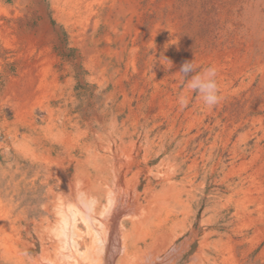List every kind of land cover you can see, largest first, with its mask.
<instances>
[{
  "label": "rangeland",
  "instance_id": "rangeland-1",
  "mask_svg": "<svg viewBox=\"0 0 264 264\" xmlns=\"http://www.w3.org/2000/svg\"><path fill=\"white\" fill-rule=\"evenodd\" d=\"M80 6L77 13L69 14L66 0H0V204L9 213L7 219L10 217L8 220L20 225L24 235L38 241L34 224L47 219L43 212L51 200L46 196L47 190L52 186L57 190L49 178L53 171L48 173L47 158L67 160V149L77 143L86 124L92 121L98 125L105 112H120L118 122L132 119V111L146 112L149 127L159 125V135L163 133L168 140L175 137L179 148L188 152L186 165L193 166L195 184L201 186L195 190L203 191L210 197L213 209H218L220 231L231 235L236 232L239 261L264 264V208L258 210L250 205L243 209V202L239 204L243 194L236 193L239 185L234 190L225 187L250 171L239 164L248 159L238 158L231 165L228 148L243 135L245 138L237 146L246 148L249 155L264 129L259 128V123L252 128L245 125L228 138L227 132L219 128L217 136L214 133L205 139L203 134L195 141L185 142L204 131L202 128L218 106L225 111L228 102L233 108V102L238 101V109L242 108L245 102L240 100L256 85V78L250 79V66H237L242 74L225 91L219 79L241 62V53L248 44L253 43V53L258 52L255 34L260 35L264 25V0H87ZM259 26L260 34L255 33ZM186 61L200 65V70L217 68L223 99L217 106L208 108L197 93L187 89L179 72ZM193 74L189 73L186 79ZM29 79L34 93L27 97L18 89ZM182 94L189 98L184 110L191 108L197 97L201 100L199 108L195 107L188 117L175 114ZM256 114L263 115L264 111ZM95 117L99 119L96 121ZM64 122H77L74 127L68 126L69 138L66 133L63 135ZM131 122L127 120L126 125ZM200 139H205L204 144L199 153H194ZM224 143L228 148L222 151ZM260 145L264 147V141ZM248 185L246 182L243 187ZM205 204L199 208L195 225ZM248 209L251 214H247ZM3 235L0 232V264H8L1 245ZM35 249L38 254V243Z\"/></svg>",
  "mask_w": 264,
  "mask_h": 264
},
{
  "label": "bare ground",
  "instance_id": "bare-ground-1",
  "mask_svg": "<svg viewBox=\"0 0 264 264\" xmlns=\"http://www.w3.org/2000/svg\"><path fill=\"white\" fill-rule=\"evenodd\" d=\"M86 1L66 0L68 13L72 14L75 11L77 13L79 6ZM262 26V29L259 26L255 30V33L260 34L261 29L260 35L255 34L258 52L253 53V43L248 44L245 47L246 51L241 53V62H236L237 64L233 65L232 60L230 64L233 67L221 76L219 75V82L225 91L232 80H236L235 78L242 74L243 70L240 73V70L236 69L237 66L239 68L241 66L243 69L251 67L250 79L256 78V85L240 100L245 104L238 109V101L233 102V108L228 106V102L225 111L222 110L221 105L218 106V111L212 117L209 116V123L204 124L205 126L202 128L204 131L184 139L186 143H188V139L195 141L203 134H206L205 139H208L219 128H222L221 131L227 132L228 138L245 125L252 128L256 123L257 125L259 123V128L264 129V114H256L264 111V25ZM239 56L237 54V57ZM30 80L22 82L23 87L21 85V88L18 89L19 93L25 94L27 97L34 93L29 87ZM199 98L197 97V102L187 110L179 107L178 112L175 113L176 116L179 113L184 117L193 115L195 107L199 108L197 106L201 101ZM110 112H105L102 118L104 121L108 118L107 122L101 120L97 122L98 125H95L89 121L86 124V130L81 132L77 143L67 149V160L47 158L45 165L48 173L53 171L49 178L57 190L53 186L47 190L46 196L51 199L43 210L47 213V219L44 218V221L40 222L41 224L37 225V222L34 224L38 241L31 240L26 233L24 235L20 225L17 226L14 220L9 221L10 217L7 219L9 213L6 212V208L1 206L2 203L0 204L2 213L0 215V232L4 233L1 245L6 263L242 264L236 256L238 246V241H234L236 232H232L231 235L225 230L226 234L220 231L218 209L217 212L213 209L210 205V197L206 196L203 191L198 193L195 190L200 189L201 186L195 184L196 174L191 172L193 166L186 165L189 154L184 151V147L179 148V142H175V137L168 140L165 138L166 135L163 137V133L159 135L157 129L159 125L155 124L149 127L148 118L144 115L146 112L142 114L132 111V115L129 114L132 119H123L121 122L117 121L120 112ZM250 112H254L256 115L254 113L251 115ZM98 119L97 117L95 120ZM127 120H132L129 126L126 125ZM66 123L69 125L65 122L62 124L64 126L63 135L68 131V126L74 127L77 124V122ZM67 133L66 137L69 138ZM217 135L218 133H215V136ZM243 137L245 138L243 135L238 137L237 142L230 148L224 143L222 151L226 147L228 148L229 157L226 156L232 166L235 163L233 161L238 158L248 159L247 161L242 160L239 164L245 167V170L250 171L244 176H237V182L233 184L231 182L225 187L234 190L239 185L236 193L243 194L239 204L242 201L243 209L253 205L259 210L264 208V147L260 145L264 141V133L257 137L254 149L249 151V155L246 154V148L237 146ZM205 139H200L197 142V149H194V153H199ZM228 151L226 150L225 153ZM216 152L219 153V151ZM155 159H158V162L155 165L151 164ZM246 182H249L250 185L244 188L243 185ZM203 204L205 207L195 225L199 208ZM250 211L248 209L247 212ZM247 214H251V212ZM209 228L211 230L204 232ZM235 229L237 230V228ZM36 243L40 248L38 254L35 249ZM224 253L227 254L226 257L222 256Z\"/></svg>",
  "mask_w": 264,
  "mask_h": 264
},
{
  "label": "clouds",
  "instance_id": "clouds-1",
  "mask_svg": "<svg viewBox=\"0 0 264 264\" xmlns=\"http://www.w3.org/2000/svg\"><path fill=\"white\" fill-rule=\"evenodd\" d=\"M179 72L186 82L187 89L197 93L205 106L213 108L220 103L222 97L219 94L220 90L216 79L217 68L215 66L200 70V65L186 61L181 65ZM189 73L194 74L191 78L186 79ZM178 103L181 108H184L189 103V98L182 94L178 98Z\"/></svg>",
  "mask_w": 264,
  "mask_h": 264
}]
</instances>
